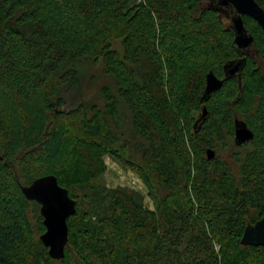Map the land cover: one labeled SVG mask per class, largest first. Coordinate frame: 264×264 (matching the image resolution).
Returning <instances> with one entry per match:
<instances>
[{"label":"trees","instance_id":"1","mask_svg":"<svg viewBox=\"0 0 264 264\" xmlns=\"http://www.w3.org/2000/svg\"><path fill=\"white\" fill-rule=\"evenodd\" d=\"M220 15L204 0H0V264H264L263 246L240 243L264 216V78L249 72L238 98L236 86L212 93L194 128L206 74L234 52ZM84 63L113 89L64 112ZM235 119L253 132L241 145ZM227 139L236 169L217 155ZM106 156L140 179L151 209L99 184ZM47 175L76 202L60 260L21 192Z\"/></svg>","mask_w":264,"mask_h":264},{"label":"water","instance_id":"2","mask_svg":"<svg viewBox=\"0 0 264 264\" xmlns=\"http://www.w3.org/2000/svg\"><path fill=\"white\" fill-rule=\"evenodd\" d=\"M209 8L230 7L235 10L231 19L234 31V43L238 48H246L250 45L252 37L248 36L242 22V16L247 15L254 19L262 28L264 35V11L258 6L255 0H213ZM226 63L224 69L230 68L234 73L238 64ZM222 81L218 80L213 72H208L205 77V89L200 102L207 101L209 96L221 88ZM206 116V109L202 108L201 118ZM200 119L194 124L196 128ZM253 138V134L247 129L242 121H235L234 141L237 145L244 144ZM206 157L212 160L215 152L212 149L206 150ZM21 192L27 200L36 202L39 205V213L43 219L45 232L40 236L42 245L47 249L48 256L53 260H60L64 257V248L68 241L67 219L76 214V202L69 196L67 189L58 185L53 175H47L35 179L31 184L21 187ZM241 245L264 247V216L253 225L245 227Z\"/></svg>","mask_w":264,"mask_h":264},{"label":"rangeland","instance_id":"3","mask_svg":"<svg viewBox=\"0 0 264 264\" xmlns=\"http://www.w3.org/2000/svg\"><path fill=\"white\" fill-rule=\"evenodd\" d=\"M211 1L213 0H204V6H208ZM78 72L77 85L72 88H66L63 91L64 104L61 106V110L64 112L76 108L81 103L86 105L96 103L101 106L103 104L102 88L108 86L113 89L112 80L103 76L97 65L84 63L78 67ZM128 119L127 112L122 109L119 114L118 124H116V131L122 138L130 135ZM217 149L218 157L236 169L235 158L239 157L241 151L233 145V141L227 139L225 144ZM104 162L106 171L98 181L101 186L107 189H119L128 193H136L142 197V203L145 207L149 209L153 207L151 200L147 196L146 189L135 174L125 170L108 156L104 157ZM78 194L81 196V192ZM73 264L79 263L73 262Z\"/></svg>","mask_w":264,"mask_h":264},{"label":"flooded vegetation","instance_id":"4","mask_svg":"<svg viewBox=\"0 0 264 264\" xmlns=\"http://www.w3.org/2000/svg\"><path fill=\"white\" fill-rule=\"evenodd\" d=\"M255 2L264 11V5H261L257 0H255ZM219 11L221 13L220 17H222V19H224L226 21L229 28H232L231 19L235 15V10L233 8L231 10L230 7H219ZM244 18H248L249 20L253 21L258 26V28L260 29V31H261L260 47L258 46L257 40L254 38V36L250 32V28L244 24V21H243ZM242 22H243V25L245 27L247 35L252 37V41L248 47L241 48V49L238 48L234 43L235 34L233 31V43H234V49L233 50H234V52L232 53V56L225 61V64L226 63H230V64L233 63L232 65L238 64L237 70L234 73H231V72H229L230 68L224 69L225 64L224 65L222 64L223 66L219 65L216 68L215 72H213L214 76L218 80L222 81L221 88L217 91L222 92L221 90L225 89L226 87L228 88L229 86H231V87L236 86V88H237L236 98H238L239 95L243 92V90L245 88V84H246V78L249 79L247 77L249 75L248 74L249 72L252 73V76L254 78L257 75L262 76L264 78V35H263L262 28L258 25V23L254 19H252L251 17H249L247 15L242 16ZM249 68H250V70H249ZM217 91H216V93H217ZM208 99H207V101H208ZM207 101L200 102L201 110L197 113V120L200 119L199 121H201L203 119V118H201L202 108L206 109L205 103ZM206 115H207V111H206ZM236 120H238V119H235V121ZM242 122H244V121H242ZM245 125H246L247 129L252 132V129L250 128V126L247 123H245ZM234 131H235V128H234ZM252 134H253V132H252Z\"/></svg>","mask_w":264,"mask_h":264}]
</instances>
